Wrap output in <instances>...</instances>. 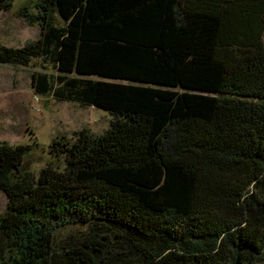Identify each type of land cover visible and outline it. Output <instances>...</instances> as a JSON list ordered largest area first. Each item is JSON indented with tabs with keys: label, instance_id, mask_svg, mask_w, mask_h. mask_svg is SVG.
I'll return each mask as SVG.
<instances>
[{
	"label": "trees",
	"instance_id": "1",
	"mask_svg": "<svg viewBox=\"0 0 264 264\" xmlns=\"http://www.w3.org/2000/svg\"><path fill=\"white\" fill-rule=\"evenodd\" d=\"M11 0H0L8 10ZM31 9H34L31 11ZM35 94L111 116L22 174L0 145V264H264V0H34ZM71 226L79 235L58 237Z\"/></svg>",
	"mask_w": 264,
	"mask_h": 264
},
{
	"label": "rangeland",
	"instance_id": "2",
	"mask_svg": "<svg viewBox=\"0 0 264 264\" xmlns=\"http://www.w3.org/2000/svg\"><path fill=\"white\" fill-rule=\"evenodd\" d=\"M29 1L34 0H11L8 10H0L1 45L20 47L38 38L39 27L28 25L16 15L18 9ZM262 40L264 44V35ZM33 73L46 74L52 80L60 74L42 58H33L27 66L0 63V145L28 146L21 163V173L36 178L48 164L59 169L64 167L63 158L50 152L53 139L64 135L71 140L74 132L82 128L99 135L109 128L112 118L106 111L93 106L59 101L52 93L43 96L35 94ZM6 202L5 194L0 191L1 212L5 210ZM83 231L81 227L71 226L58 231V237L79 235Z\"/></svg>",
	"mask_w": 264,
	"mask_h": 264
}]
</instances>
